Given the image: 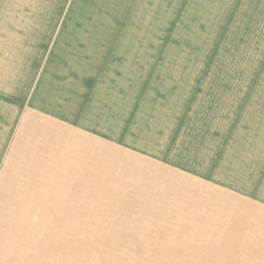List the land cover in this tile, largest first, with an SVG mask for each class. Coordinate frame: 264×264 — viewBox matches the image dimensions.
I'll list each match as a JSON object with an SVG mask.
<instances>
[{"label":"rangeland","instance_id":"obj_1","mask_svg":"<svg viewBox=\"0 0 264 264\" xmlns=\"http://www.w3.org/2000/svg\"><path fill=\"white\" fill-rule=\"evenodd\" d=\"M192 1L0 0V136L33 106L91 137L65 155L63 184L58 177L43 195V264H262L231 248L230 211L217 209L213 189L185 186L101 131L147 149L153 137L167 142L187 97L174 88L185 86L183 51L199 48L200 26L184 28L185 17L209 23L215 12L214 0L196 10Z\"/></svg>","mask_w":264,"mask_h":264},{"label":"crops","instance_id":"obj_2","mask_svg":"<svg viewBox=\"0 0 264 264\" xmlns=\"http://www.w3.org/2000/svg\"><path fill=\"white\" fill-rule=\"evenodd\" d=\"M214 4L209 23L185 17L184 28L200 26V35L193 38L199 48L183 51L179 74L185 86L174 88L183 87L187 97L175 112L167 142L153 137L147 149L124 140L122 131L107 126L101 131L120 146L151 155L183 178L185 186L213 189L217 209L222 204L230 211L225 216L231 218L232 243L239 244L231 248L258 253L264 264V0ZM167 9L171 22L172 2ZM156 52L152 50L153 59ZM12 117L0 136V264H43V217L51 216L43 213V200H49L43 195L56 189L58 177L63 184L65 155L78 153L76 142L85 144L91 137L64 118L45 114L43 107L25 106ZM81 150L90 154L89 146Z\"/></svg>","mask_w":264,"mask_h":264}]
</instances>
